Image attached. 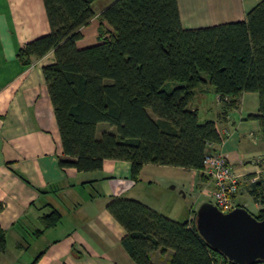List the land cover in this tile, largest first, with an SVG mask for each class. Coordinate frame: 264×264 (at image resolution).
Returning a JSON list of instances; mask_svg holds the SVG:
<instances>
[{
  "label": "trees",
  "instance_id": "obj_1",
  "mask_svg": "<svg viewBox=\"0 0 264 264\" xmlns=\"http://www.w3.org/2000/svg\"><path fill=\"white\" fill-rule=\"evenodd\" d=\"M43 1L50 32L18 57L28 64L54 52L43 74L62 167L94 172L108 159L128 161L135 181L148 164L202 171L207 144L221 142L216 122H201L191 108L205 84L227 105L241 93H257L252 118L264 138V0L244 20L197 29L182 26L178 0H116L100 15L99 42L86 48L77 42L95 16L94 0ZM250 195L262 206L256 217L264 219V184L254 183ZM107 209L126 230L122 244L136 264H154L151 254L168 250L169 264H232L198 234L195 217L179 222L131 198H115ZM59 220L56 211L42 217L47 228Z\"/></svg>",
  "mask_w": 264,
  "mask_h": 264
},
{
  "label": "crops",
  "instance_id": "obj_2",
  "mask_svg": "<svg viewBox=\"0 0 264 264\" xmlns=\"http://www.w3.org/2000/svg\"><path fill=\"white\" fill-rule=\"evenodd\" d=\"M115 1L94 0L95 16L81 28L79 48L99 42L100 15ZM261 1L178 0V6L182 26L197 29L244 20ZM49 32L43 0H0V227L6 237L0 264H31L38 256L37 264H136L122 244L127 232L108 203L136 199L184 222L212 201L213 182L201 170L153 164L135 181L128 161L111 159L94 172L62 167L61 136L43 74V67L54 62V52L31 57L28 64L18 57L26 44ZM217 95L210 85H202L191 108L198 110L201 122H216L221 142L213 149L239 177L237 206L248 207L249 196L259 212L261 204L250 195L254 183L264 184V138L259 121L252 118L258 94L241 93L232 105L219 102ZM188 195L197 197L196 208L187 206ZM53 211L60 220L47 228L42 217ZM172 254L154 251L151 259L169 264Z\"/></svg>",
  "mask_w": 264,
  "mask_h": 264
},
{
  "label": "water",
  "instance_id": "obj_3",
  "mask_svg": "<svg viewBox=\"0 0 264 264\" xmlns=\"http://www.w3.org/2000/svg\"><path fill=\"white\" fill-rule=\"evenodd\" d=\"M195 227L207 245L232 264H264V219L237 206L221 212L206 201L196 211Z\"/></svg>",
  "mask_w": 264,
  "mask_h": 264
},
{
  "label": "built area",
  "instance_id": "obj_4",
  "mask_svg": "<svg viewBox=\"0 0 264 264\" xmlns=\"http://www.w3.org/2000/svg\"><path fill=\"white\" fill-rule=\"evenodd\" d=\"M219 102L221 96L217 95ZM225 100L227 98L225 97ZM214 143H208L205 150L203 173L213 182L212 203L223 213H228L237 207L236 196L240 188L239 177L228 159L213 149Z\"/></svg>",
  "mask_w": 264,
  "mask_h": 264
},
{
  "label": "rangeland",
  "instance_id": "obj_5",
  "mask_svg": "<svg viewBox=\"0 0 264 264\" xmlns=\"http://www.w3.org/2000/svg\"><path fill=\"white\" fill-rule=\"evenodd\" d=\"M208 96H210V97H212V100H214L215 101V95L214 94H212V93H210V94H208ZM214 107V106H213ZM102 129H106V127H104V128H102ZM101 129V130H102ZM201 200H204V198L202 197V199ZM247 200H248V202H249V205H248V207H246L252 214H254L255 216H257L258 215V211H256V206H255V203H254V201L251 199V198H249V196H247ZM185 202H186V204H187V206L189 207V209H191L192 207H194V208H196V202H197V197L196 196H191V195H188L187 196V198L185 199ZM197 210H198V208H197ZM182 221H187L188 219H181Z\"/></svg>",
  "mask_w": 264,
  "mask_h": 264
}]
</instances>
